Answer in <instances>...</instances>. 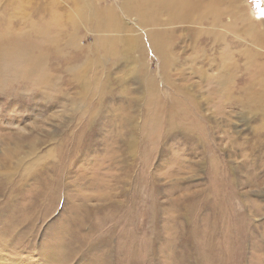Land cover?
I'll return each mask as SVG.
<instances>
[{"label": "rangeland", "instance_id": "obj_1", "mask_svg": "<svg viewBox=\"0 0 264 264\" xmlns=\"http://www.w3.org/2000/svg\"><path fill=\"white\" fill-rule=\"evenodd\" d=\"M136 5L0 0V264H264V0Z\"/></svg>", "mask_w": 264, "mask_h": 264}, {"label": "bare ground", "instance_id": "obj_2", "mask_svg": "<svg viewBox=\"0 0 264 264\" xmlns=\"http://www.w3.org/2000/svg\"><path fill=\"white\" fill-rule=\"evenodd\" d=\"M127 1V0H126ZM134 1V3H138V4H140V6H134V8H133V10L137 13V17L139 18V19H137V23H139V24H142V25H151L153 28H152V31L151 30H149L148 31V37H149V35H151V38H150V41H151V44H150V47L152 48V49H154L156 52H160L161 53V51L162 50H164V48H165V46L163 45V43H164V38H165V36L166 35H169L170 33H172V31H174V29L175 28H173V26H171L170 28H165V29H163V30H161V29H159V28H157V25H158V21H157V19H158V17H157V15H153L152 13H150V12H145L144 11V7L145 6H152V5H154L157 9H159V8H163V9H165V11H167V18L168 19H166L165 20V22H164V25H168V24H170V23H173V24H177V23H187V22H193L194 20H196V19H199V17L200 16H202V15H204L205 14V12H208V7L206 6V4H211V3H218L219 2V0H133ZM208 2V3H204V2ZM143 3V4H142ZM133 7V6H132ZM132 7H129L128 5L126 6V10H130V9H132ZM151 8V7H150ZM213 8V7H212ZM143 9V10H142ZM130 11H132V10H130ZM165 11H162V12H164V13H166ZM214 11H216V10H214ZM158 14V13H157ZM240 18L241 19H246L244 16H240ZM250 23V22H249ZM173 24H171V25H173ZM251 24H253V23H250L249 24V27H250V29H249V31L251 32V30L253 31V32H255V34H256V36L260 39V40H263V42H264V27H262V30L261 29H259V27L258 26H253V25H251ZM256 24V23H255ZM258 25V24H257ZM153 36V37H152ZM146 37H147V35H146ZM171 37V36H170ZM45 45H47V46H49V40H47V39H45ZM65 43V42H64ZM58 45V44H57ZM50 46H51V44H50ZM56 47V46H55ZM5 48L7 49V51L8 52H16L17 51V48H13V44H12V42H10V40H9V42L8 43H6L5 44ZM57 52V51H56ZM167 58V57H166ZM26 68L25 67H22V70H25ZM220 186H218V188H219ZM34 190L38 193V196L40 197V195H46V196H49V197H51V198H53V196H56L57 194H58V192L56 191V188H55V186H54V184H48L45 188H43L40 192L38 191V189H37V187L35 186V188H34ZM37 196V197H38ZM42 196V197H43ZM32 197H34V196H32ZM48 198V197H47ZM34 199V198H33ZM39 200V199H38ZM126 200H129V199H125L124 201H126ZM132 200H134L133 198H132ZM50 201V200H49ZM52 201H53V199H52ZM39 202H40V200H39ZM123 202V201H122ZM38 203V202H37ZM48 203V202H47ZM51 203V202H50ZM121 203V202H120ZM139 203V207H140V202H138ZM217 202H215L214 204H215V206H218V207H223V202L222 201H219L217 204H216ZM117 204V203H116ZM129 204V203H128ZM127 204V205H128ZM137 204V203H136ZM210 204V203H209ZM33 205V204H32ZM133 205H134V203H133ZM35 206H36V204H35ZM18 207V206H17ZM16 207V208H17ZM21 207V206H20ZM23 207V206H22ZM21 207V208H22ZM38 207V206H37ZM122 207V206H121ZM197 207V206H196ZM134 208V207H133ZM141 208V207H140ZM32 209H33V207H32ZM93 209V208H92ZM91 209H87V212H91L90 211ZM98 210H100V214H101V216H98L96 219H93L95 222H97V223H100V219L102 218L103 219V217H107V207H102V208H100V209H98ZM133 209H131V207H130V209H129V211L127 212H125V219H123V220H120V221H118L119 222V224H120V222L121 221H127V224H128V222H130L131 220H133L132 219V213H130L131 211H132ZM139 210V208L137 209V210H135V211H138ZM122 211H124V210H122ZM213 211V210H212ZM30 213V212H29ZM34 213V212H33ZM98 213V212H97ZM215 213V212H214ZM24 214V213H23ZM38 214H39V211H38ZM27 215V214H26ZM16 216V215H15ZM37 216V215H36ZM110 216V215H109ZM7 217V216H6ZM25 217V216H24ZM219 217V216H218ZM28 218V217H27ZM26 218V219H27ZM78 218V217H77ZM6 219V218H5ZM14 219V218H13ZM216 219V218H215ZM34 220V219H33ZM38 220V219H37ZM80 220V219H79ZM91 220V219H90ZM9 221V220H8ZM14 221V220H13ZM36 221V220H35ZM74 221V220H73ZM93 221V222H94ZM103 221V220H102ZM31 222H32V220H31ZM37 222V221H36ZM90 222V221H89ZM106 222V221H105ZM238 223V222H237ZM18 224V223H17ZM17 224H15V225H17ZM212 224H215V221L213 220V222H212ZM29 225V224H28ZM34 225V224H33ZM6 226V225H5ZM54 226V225H53ZM85 226V225H84ZM99 226V225H98ZM126 226V225H125ZM133 226V225H132ZM235 226V225H234ZM97 227V226H96ZM101 227V226H100ZM141 227V226H140ZM230 227V226H229ZM28 228H29V226H28ZM27 228V229H28ZM31 228V227H30ZM102 228V227H101ZM137 228V227H136ZM209 228V227H208ZM222 228V227H221ZM240 228V227H239ZM54 229H55V226H54ZM68 229V228H67ZM241 229V228H240ZM29 230V229H28ZM28 230H26V231H28ZM100 230V228L97 230V231H99ZM225 230V229H224ZM13 231V230H12ZM30 231V230H29ZM56 231V230H55ZM229 231V230H228ZM238 231V230H237ZM18 232V231H17ZM31 232V231H30ZM47 232V231H46ZM142 232V234L144 233L143 232V229H139V230H135V229H133L132 227H122L121 228V230H120V236L122 237V239L123 240H127L128 242H131V241H134V243H135V241L136 240H134V239H136V237L140 234ZM230 232V231H229ZM2 233V232H1ZM26 233V232H25ZM33 233V232H32ZM48 233V232H47ZM52 233V232H51ZM231 233H232V231H231ZM31 234V233H30ZM119 234V233H118ZM17 235V234H16ZM31 235H33V234H31ZM49 235H50V233H49ZM56 235H58V234H56ZM105 235V234H104ZM4 236V235H3ZM2 236V237H3ZM30 236V235H29ZM54 236V235H53ZM102 236V235H101ZM7 237V236H6ZM24 237H25V235H24ZM33 237V236H32ZM230 237V236H229ZM17 238V237H16ZM19 238V237H18ZM56 238V237H55ZM220 238V237H219ZM19 239H21V238H19ZM53 239H54V237H53ZM3 241H5L6 239H2ZM15 240V239H14ZM51 239H49V241H50ZM55 240V239H54ZM100 240V239H99ZM102 240V239H101ZM103 240H105V238L103 239ZM30 241V240H29ZM32 241H33V239H32ZM121 241V240H120ZM0 242H2V241H0ZM6 242V241H5ZM14 242V241H13ZM137 242V241H136ZM4 243V242H3ZM10 243V242H9ZM56 243H58V240H57V242ZM55 243V244H56ZM97 243V242H96ZM123 243H125L124 241H123ZM150 243V242H149ZM49 244V243H48ZM51 244V243H50ZM52 244H54V243H52ZM98 244V243H97ZM219 244H221V243H219ZM225 244V243H224ZM2 245V244H1ZM0 245V246H1ZM5 245H8V244H5ZM10 245V244H9ZM8 245V246H9ZM12 245H13V243H12ZM122 245V244H121ZM15 246V245H14ZM44 246V245H43ZM42 246V247H43ZM46 246V245H45ZM47 246H49V245H47ZM118 246V245H117ZM49 247H51V246H49ZM222 247H223V245H222ZM226 247V246H225ZM119 248V247H118ZM44 249H45V247H44ZM44 249L42 248V250H43V253H44ZM54 249V248H53ZM124 249V248H123ZM41 250V249H40ZM41 250V251H42ZM48 250V249H47ZM51 250V249H50ZM56 250V249H55ZM54 250V251H55ZM125 250V249H124ZM143 250H145V249H143ZM46 251V250H45ZM144 252V251H143ZM147 252H149V251H147ZM37 253V252H36ZM49 252L47 251V253H45V254H48ZM82 253V252H81ZM41 254V253H40ZM86 254V253H85ZM122 254H123V252H122ZM146 254V253H145ZM237 254V253H236ZM37 255H38V253H37ZM50 255V254H49ZM52 255V254H51ZM82 255V254H81ZM118 255V254H117ZM137 255H139V254H137ZM39 256V255H38ZM41 256H43V255H41ZM48 256V255H47ZM139 256H141V255H139ZM220 256V255H219ZM49 257V256H48ZM145 257H146V255H145ZM149 257V256H148ZM26 258V257H25ZM40 258V257H39ZM42 258H44V257H42ZM141 258V257H140ZM140 258H138V259H140ZM226 258H227V256H226ZM23 259V258H22ZM120 259V258H119ZM123 259H124V257H123ZM137 259V258H136ZM44 260V259H43ZM47 260H49V259H47ZM46 260V261H47ZM96 260V259H95ZM125 260V259H124ZM131 260V259H130ZM141 260H142V258H141ZM135 261V260H134ZM136 262H138V261H136ZM132 263V262H131ZM256 262H254V264H255Z\"/></svg>", "mask_w": 264, "mask_h": 264}]
</instances>
